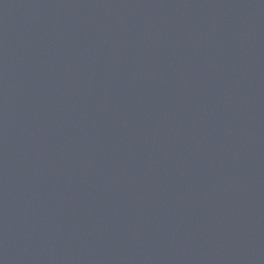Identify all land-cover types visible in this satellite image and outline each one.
Wrapping results in <instances>:
<instances>
[{
    "label": "water",
    "instance_id": "95a60500",
    "mask_svg": "<svg viewBox=\"0 0 264 264\" xmlns=\"http://www.w3.org/2000/svg\"><path fill=\"white\" fill-rule=\"evenodd\" d=\"M0 264H264V0H0Z\"/></svg>",
    "mask_w": 264,
    "mask_h": 264
}]
</instances>
